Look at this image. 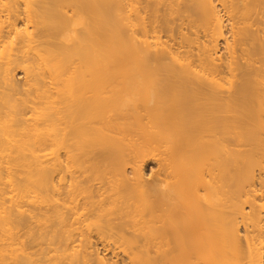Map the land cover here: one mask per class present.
I'll list each match as a JSON object with an SVG mask.
<instances>
[{"label": "bare ground", "instance_id": "bare-ground-1", "mask_svg": "<svg viewBox=\"0 0 264 264\" xmlns=\"http://www.w3.org/2000/svg\"><path fill=\"white\" fill-rule=\"evenodd\" d=\"M0 264H264V0H0Z\"/></svg>", "mask_w": 264, "mask_h": 264}, {"label": "rangeland", "instance_id": "rangeland-1", "mask_svg": "<svg viewBox=\"0 0 264 264\" xmlns=\"http://www.w3.org/2000/svg\"><path fill=\"white\" fill-rule=\"evenodd\" d=\"M18 73L20 72V71H17ZM23 76L21 75L20 77L18 76V78H19V80H21V81H23L24 79L22 78ZM21 78V79H20ZM23 79V80H22ZM152 169H154V170H152ZM151 170H152V172H154V171H157V167H156V164L153 162V163H151V165H148L147 167H146V171H145V173H148L147 174V176H149V173L151 172ZM151 174V173H150Z\"/></svg>", "mask_w": 264, "mask_h": 264}]
</instances>
